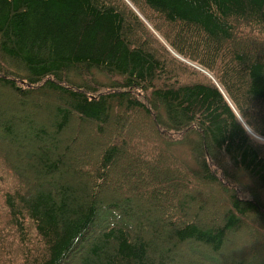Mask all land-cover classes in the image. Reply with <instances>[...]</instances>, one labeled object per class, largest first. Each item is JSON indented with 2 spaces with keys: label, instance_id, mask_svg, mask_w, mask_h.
I'll return each instance as SVG.
<instances>
[{
  "label": "trees",
  "instance_id": "1",
  "mask_svg": "<svg viewBox=\"0 0 264 264\" xmlns=\"http://www.w3.org/2000/svg\"><path fill=\"white\" fill-rule=\"evenodd\" d=\"M0 86L45 117L29 138L13 117L0 121V264L264 261L225 255L247 216L261 220L264 245V0H0ZM115 110L150 122L159 160L136 151L143 135L122 117L112 123ZM88 128L112 132L113 144L98 146ZM16 135L30 146L13 158L4 145ZM183 145L191 161L176 153ZM128 147L136 167L144 159L164 172L160 187L185 194L209 182L230 209L208 225L207 203L191 217L196 199L175 198L174 218L149 227L157 210L147 193L103 192L117 167L133 166Z\"/></svg>",
  "mask_w": 264,
  "mask_h": 264
},
{
  "label": "rangeland",
  "instance_id": "2",
  "mask_svg": "<svg viewBox=\"0 0 264 264\" xmlns=\"http://www.w3.org/2000/svg\"><path fill=\"white\" fill-rule=\"evenodd\" d=\"M154 34L160 38V40L164 43V39L161 37L157 31L153 30ZM182 59V58H181ZM184 61H186L184 59ZM194 65V63H190ZM202 69V68H201ZM203 71V70H202ZM205 72V70H204ZM208 73V72H207ZM98 79L101 81L100 83H108L109 80L105 75H99ZM50 96L56 97V101H53L52 103L56 106L59 104L58 97L50 92H48ZM33 98H36L33 96ZM20 98L17 97L13 92H11L8 88L0 86V104L2 106V115L0 118V121L2 122L5 118H11L13 117L16 124V129L18 134H23L25 137H30L31 135V129L33 126L40 127V122L45 120V117L42 114H35L32 113V109L28 107L27 105H23L20 103ZM31 101L29 102V104ZM51 103V104H52ZM50 104V105H51ZM51 109L53 110V107L51 105ZM112 123L115 122L117 117H122L121 124L126 127V129L130 132H141V135H143V140L136 142V151L142 152L146 156L149 155L151 152L156 154V158L159 160V152L160 149L155 150L157 147V143H154L153 145L148 144V140H151L153 138V130L151 128V124L148 121H145L142 123V119L144 117L141 113H138L133 118L127 119V113L122 110H115L113 112ZM33 114V116H31ZM30 115V117H33L30 119V121L27 119V116ZM3 116V117H2ZM41 120V121H40ZM42 123V122H41ZM113 126V124H111ZM115 128V131H119V128L112 127V130ZM84 136L87 138V136H92L94 140H97V145H110L113 144V138L114 134L112 132H108V135L106 137H94L93 134H91V129L88 128L84 130ZM96 138V139H95ZM27 139V138H26ZM92 140V141H94ZM261 140L264 142V138H261ZM30 141L27 140L26 142H21V138L16 135L14 143L5 144L4 150L11 155V157H16L21 152L23 153L27 146L29 145ZM129 148V147H128ZM126 148L127 152L126 156L127 159L133 163V166H125L120 165L115 169L113 172V176L110 178V183L107 184V186L103 189L104 193H110L111 192H118L120 189H124L126 192H130L131 194L135 193H141L145 194L147 193L148 202L146 205H151L156 209L154 219L157 220V223L155 225L151 224L148 225L151 228L154 229H160L161 221L168 222L171 221L174 218L175 211L171 209L169 205L174 204L175 198L179 201L183 200L185 196H191L196 199L195 205L191 207L193 211H191L190 216L196 215L197 210L199 209V206L202 204H208V207L204 214H202L201 220L203 223L211 225L214 222H219L222 218L225 211L230 209L228 196H225L221 198L219 193L217 192L216 186L213 184H210L209 182L207 185L205 184V187L198 188V186H193L191 190H188L185 192V194H181L178 192H173L170 190V182H164V184L157 185L158 180L163 183V176L164 172L156 171L154 169H151V167L147 166L146 162H144L142 159L140 165L136 167L135 162L137 161L138 155L134 152L133 149ZM176 153H178L183 159L187 161H191V153L189 151L188 146H178L175 148ZM98 147L96 148L95 152L98 153ZM161 153V152H160ZM88 161V160H87ZM86 161V158H82L79 161H77L76 167L78 169L84 168L86 171L88 170V162ZM15 163V160L13 161ZM140 169V170H139ZM86 177L83 179V181L88 185L89 188H93L94 182H95V175L92 172H87L85 174ZM165 178V177H164ZM151 186V188L147 189V186ZM104 187V185H102ZM161 188V191H160ZM154 191H160L161 192V202L157 199L155 201L154 197L152 195L154 194ZM169 192H171V196L173 195L174 199L169 198ZM102 193V194H104ZM153 200H151V199ZM210 211V212H208ZM160 222H159V221ZM261 223L260 219H257L255 222L254 220H251L250 216H247L246 219L241 222V231L236 235L234 234L230 236L228 242L229 246L228 249H226L225 255L227 257H230L233 261H241L245 259H252V257L255 254H258L263 260H264V245L262 240L259 238L258 235V226ZM257 229H256V227ZM250 246V249L248 248ZM182 257L186 256L184 258H187V256H190L192 254L189 246L185 245L181 249ZM181 257V256H180ZM253 264H264V261L261 262L260 260L253 262Z\"/></svg>",
  "mask_w": 264,
  "mask_h": 264
},
{
  "label": "clouds",
  "instance_id": "3",
  "mask_svg": "<svg viewBox=\"0 0 264 264\" xmlns=\"http://www.w3.org/2000/svg\"><path fill=\"white\" fill-rule=\"evenodd\" d=\"M237 122L241 124V127L244 128L246 132H248V129L245 127V124H246V123L248 124V127H254V125L250 124V123L248 122V120H245L244 122H241L240 120H237ZM251 138L254 140V142H256V143H261L260 140H257V139L254 138V137H251Z\"/></svg>",
  "mask_w": 264,
  "mask_h": 264
}]
</instances>
